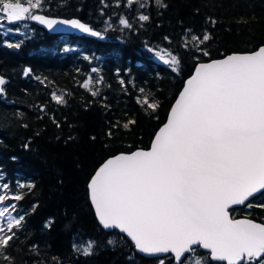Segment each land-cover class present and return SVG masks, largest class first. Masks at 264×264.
<instances>
[{"label": "trees", "instance_id": "trees-1", "mask_svg": "<svg viewBox=\"0 0 264 264\" xmlns=\"http://www.w3.org/2000/svg\"><path fill=\"white\" fill-rule=\"evenodd\" d=\"M161 2L41 0L33 9L78 17L98 37L53 34L30 15L13 22L0 17V73L6 78L0 94V195L6 199L0 207L8 206L14 219L23 217L7 233L13 239L0 264H174L172 257L139 254L118 230L101 227L88 181L107 157L150 145L197 62L264 45V0ZM205 34L210 39L202 41ZM157 53L179 63L165 64ZM145 99L158 107L148 108ZM129 121L135 123L125 128ZM260 205L264 192L230 212L264 223ZM0 226L7 231L6 217ZM89 243L92 254L85 256ZM189 257L226 264L199 246L184 264Z\"/></svg>", "mask_w": 264, "mask_h": 264}, {"label": "snow or ice", "instance_id": "snow-or-ice-1", "mask_svg": "<svg viewBox=\"0 0 264 264\" xmlns=\"http://www.w3.org/2000/svg\"><path fill=\"white\" fill-rule=\"evenodd\" d=\"M156 2L164 6L161 0ZM127 3L144 6V0ZM27 5L21 0H0V12L9 22L20 21L30 8L41 7V0H27ZM30 18L49 28L69 24L92 36L100 35L77 20L55 21L40 15ZM139 19L149 17L141 15ZM120 24L129 27L125 19ZM209 39L207 34L202 37V41ZM157 56L165 64L179 63L171 54L170 60L159 53ZM4 83L0 78V85ZM90 83L83 87L88 89ZM53 99L63 102L62 96L54 94ZM144 103L152 110L158 107L147 99ZM133 123L129 121L124 127ZM88 187L99 223L105 229L125 233L140 253H172L178 264H184L181 258L194 251L195 245L208 250L213 261L264 264V225L233 220L228 211L232 205L244 204L264 192V47L252 55H231L200 64L151 150L109 159ZM21 198L11 197L15 201ZM5 199L0 195V204ZM15 208L12 204L11 209ZM5 217L7 231L0 226V233H5L0 235V255L13 239L7 233L23 219H14L8 206L0 207V218ZM91 249L89 243L83 255H91Z\"/></svg>", "mask_w": 264, "mask_h": 264}, {"label": "water", "instance_id": "water-1", "mask_svg": "<svg viewBox=\"0 0 264 264\" xmlns=\"http://www.w3.org/2000/svg\"><path fill=\"white\" fill-rule=\"evenodd\" d=\"M36 15H40V16H43L45 19H50V20H55V21H70V20H77V21H79L80 23H82V24H84L85 26H87L88 28H90L92 31H96V32H98V30L92 28V27L90 26L89 23L82 21V20H81L80 18H78V17L53 16V15H48V14H45V13H42V12H39V13H37ZM33 21H34V23H35L36 25H38V26L44 28L46 31H48V32H50V33H53V34H64V35H66V34H77V35H82V34H84V35H87V36H90V37H98V36H92V35H90L89 33L81 32L79 29H74V28H72L69 24H60V23H57V24L53 25L52 28H49L47 25H45V24H41V23H40L39 21H37V20H34V19H33ZM98 33H99V32H98ZM99 34H100V33H99ZM261 47H264V45H261V46H259L257 49L252 50V51H245V52H232V53L226 54V55L221 56V57H218V58H212V59H209V60H205V61L197 62L196 65H195V67H194V69H193V71H192V73H191L188 77L185 78V80H184V82H183V85H182L181 89L179 90L178 94L176 95L175 99L173 100V102H172V104H171V106H170V108H169V110H168V113H167V116H166L165 121H164V122L158 127V129L156 130L155 134H154L153 137H152V140H151V142H150V145H149L147 148H136V149H134V150H132V151H129V152H119V153H117V154H114V155H112V156L107 157L104 161H102V162L97 166V168L94 170L93 174L91 175V177H90V179H89V181H88L87 188H88V192H89V201H90V204H91V206H92V208H93V211H94V214H95V217H96V220H97L98 223H99V220H98V217H97V215H96L95 207H94V205H93L92 202H91V198H90V190H89V187H88V185L90 184L92 178L95 176L96 172H97V171H98V170H99V169H100V168H101V167H102V166H103V165H104L109 159H114L115 157H117V156H119V155H129V154L134 153V152H137V151H150V150H151L152 143L154 142L156 135L159 133L160 129L163 128V127L167 124L168 119H169V116H170V114H171V110H172V108L175 106L176 101L179 99L180 93L183 91V88L186 86L187 81H188L189 79H191L192 76L195 75L196 68H197L200 64H204V63H212V62H214V61L223 60V59H225V58H227L228 56H231V55H252V54H255L256 52H258L259 49H260ZM0 78H2V79L6 82V78H5V76H4L3 74H1V73H0ZM4 85H5V83H4L3 85H0V88L4 89ZM2 92H3V91H2ZM2 92H0V94H1ZM258 194H260V193H258ZM258 194H255L254 196L250 197L249 200L252 199L253 197L257 196ZM249 200L245 201V203H244V204H241V205H232V206L228 209V211H229V213H230V218L233 219V220H250V221H252V222H254V223L264 225L263 222H261V221H257V220H254V219H252V218H250V217H248V216L232 217L231 212H230L231 208L243 206V205H245ZM99 224H100V223H99ZM100 226L103 227L101 224H100ZM103 228H104V227H103ZM104 229H105V228H104ZM105 230H108V231H111V230H118V231L120 232V230H119V229H116V228L105 229ZM120 233L123 234V235H125V237H126L128 240H130V241L132 242V244L134 245V242H133V241H132V240H131V239H130L125 233H122V232H120ZM194 247H197V246L194 245L193 248H194ZM134 249H135L136 252H138L139 254H141V255H143V256H145V257H161V256H165V255L169 254V253H159V254H156V255H146V254H144V253H140V252L135 248V245H134ZM201 249L204 250V251H207V252H208V250H206V249H203V248H201ZM190 253H191V252H190ZM170 254H172V253H170ZM187 254H188V253H185L184 256H183L181 259L183 260V259L186 257ZM209 255H210V254H209ZM172 256L174 257V264H178V262H177L176 259H175L174 254H172ZM210 258H211V257H210Z\"/></svg>", "mask_w": 264, "mask_h": 264}, {"label": "rangeland", "instance_id": "rangeland-1", "mask_svg": "<svg viewBox=\"0 0 264 264\" xmlns=\"http://www.w3.org/2000/svg\"><path fill=\"white\" fill-rule=\"evenodd\" d=\"M21 2H22V4H23L24 6H28V5H27V0H21ZM33 9H36V8H30L29 13L26 14L25 17H27L28 15H30V16H32V15H36L37 13H36L35 11L33 12ZM0 17H4V18L7 19V16H6L4 13H1V14H0ZM7 20H8V19H7ZM10 215H11V212H10ZM197 261H199L197 257H195V258L189 257V258L187 259V263H188V264H196Z\"/></svg>", "mask_w": 264, "mask_h": 264}, {"label": "flooded vegetation", "instance_id": "flooded-vegetation-1", "mask_svg": "<svg viewBox=\"0 0 264 264\" xmlns=\"http://www.w3.org/2000/svg\"><path fill=\"white\" fill-rule=\"evenodd\" d=\"M231 215H232V212H231ZM232 217H238V216H233V215H232ZM166 256H168V257H172V259H174V257H173L172 254H170V253L167 254Z\"/></svg>", "mask_w": 264, "mask_h": 264}]
</instances>
